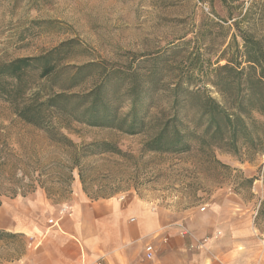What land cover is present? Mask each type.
<instances>
[{
  "label": "rangeland",
  "instance_id": "1",
  "mask_svg": "<svg viewBox=\"0 0 264 264\" xmlns=\"http://www.w3.org/2000/svg\"><path fill=\"white\" fill-rule=\"evenodd\" d=\"M241 34L264 48V0H0V62L37 56L66 41H73L68 59L73 64L137 65L147 54L162 57L163 64L184 65L187 59L203 71L193 73V81L204 82L222 103L223 96L210 83L212 71L220 57L239 58ZM253 117L261 118L257 113ZM54 125L50 132L27 124L0 98V206L37 187L67 202L78 184L96 199L136 192L167 205L224 201L243 209L246 219L257 212L256 235L262 238L264 156L219 149L143 152L147 133L129 135L58 120ZM62 135L68 140H61ZM97 141L112 142L122 153L86 155Z\"/></svg>",
  "mask_w": 264,
  "mask_h": 264
},
{
  "label": "trees",
  "instance_id": "2",
  "mask_svg": "<svg viewBox=\"0 0 264 264\" xmlns=\"http://www.w3.org/2000/svg\"><path fill=\"white\" fill-rule=\"evenodd\" d=\"M241 37L239 58L220 57L212 71L210 83L223 103L209 94L204 82L193 81V73L203 72L193 61L163 64L162 57L147 54L137 65L73 64L68 62L73 41L37 56L0 62V98L13 105L22 121L45 131L55 128L54 120L77 122L129 135L147 133L143 152L219 149L264 156V48L259 40ZM223 59L226 63L220 65ZM87 148L86 155L122 153L108 141Z\"/></svg>",
  "mask_w": 264,
  "mask_h": 264
},
{
  "label": "crops",
  "instance_id": "3",
  "mask_svg": "<svg viewBox=\"0 0 264 264\" xmlns=\"http://www.w3.org/2000/svg\"><path fill=\"white\" fill-rule=\"evenodd\" d=\"M207 205L154 203L136 192L96 199L79 184L60 202L37 187L0 206V233L8 235L0 237V264H264L257 212L246 219L237 205Z\"/></svg>",
  "mask_w": 264,
  "mask_h": 264
},
{
  "label": "built area",
  "instance_id": "4",
  "mask_svg": "<svg viewBox=\"0 0 264 264\" xmlns=\"http://www.w3.org/2000/svg\"><path fill=\"white\" fill-rule=\"evenodd\" d=\"M202 209H204V207L202 208ZM70 210V206H67V205H65V206H63L62 208H61V213L62 214H64V213H66L67 211H69ZM189 232L187 231V232H184V234H188ZM218 234H220V233H218ZM263 238H264V234H263ZM209 238L208 237H206L204 240H201V241H199V243H198V246L201 248V247H204L205 246V244L207 243V240H208ZM145 252H146V257H147V259H153L154 258V256H155V250H154V247H153V245H151V244H148L146 247H145Z\"/></svg>",
  "mask_w": 264,
  "mask_h": 264
}]
</instances>
